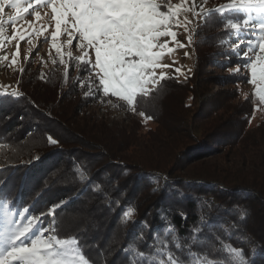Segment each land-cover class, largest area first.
I'll use <instances>...</instances> for the list:
<instances>
[{"label":"trees","instance_id":"16d2710c","mask_svg":"<svg viewBox=\"0 0 264 264\" xmlns=\"http://www.w3.org/2000/svg\"><path fill=\"white\" fill-rule=\"evenodd\" d=\"M228 2L201 0L210 11L194 31L192 73L166 76L135 111L117 100L123 120L88 107L112 96L74 55L41 76L24 62L14 88L22 96L0 95V209L24 222L19 211L45 214L46 234L76 237L89 264H171L169 254L179 264H239L229 247L264 264V121L249 127L257 99L224 87L244 77L230 75L243 33L225 31L233 14L215 11ZM213 85L218 116L207 100L190 103ZM145 119L156 126L145 130ZM53 205L62 206L49 216Z\"/></svg>","mask_w":264,"mask_h":264},{"label":"snow or ice","instance_id":"6c2138e0","mask_svg":"<svg viewBox=\"0 0 264 264\" xmlns=\"http://www.w3.org/2000/svg\"><path fill=\"white\" fill-rule=\"evenodd\" d=\"M25 3L27 7H24ZM41 4H46L51 10L53 30L50 37L45 36L43 25L39 29L32 24L17 28V21L30 9L33 10L32 15L40 20L41 13L34 9ZM161 7L156 0H0V47L5 39L22 41L33 35L45 36L50 39L60 63L66 64L62 47L70 46L75 41L81 52L75 59L87 66L98 80L96 91L104 97H118L135 111L137 97H148L159 82L167 78L164 69L169 65L161 63L162 57L175 48L185 46L176 39L177 32L173 29L183 28L189 34L187 39L191 43L196 24L201 17L206 18L210 11L204 7L197 10L196 0H181L178 6L168 0L167 10H161ZM8 8L13 10L7 16L12 25L10 38L4 36L3 29ZM215 11L233 14L224 24L225 31L243 33L235 49L242 63L230 70V75L239 73L242 66L247 72V82L254 87L259 101L264 103V0H229ZM246 12H254L255 16L244 19ZM188 13L192 19L188 18ZM181 15L183 19H179ZM62 34L66 38L61 44L57 38ZM31 43L29 40L30 46ZM93 54L94 60L91 58ZM18 55L17 48L11 56L12 65L17 64ZM67 56L71 58L72 53L67 52ZM0 58L9 59L6 55ZM158 68L161 70L159 74L156 72ZM175 71L182 75L179 68ZM0 95L20 97L22 93L13 89L10 93L0 92ZM88 95L85 93V96ZM47 141L52 145L58 143L51 135L47 136ZM61 206L53 205L47 215L54 216ZM29 211H19V216L26 219V223L16 220L13 226L0 221V264H70L68 257L73 251L71 246L78 244V239L46 236L48 229L41 223L45 214L30 216L27 215ZM131 215L132 209H129L124 214L125 219ZM229 251L235 254L239 264H248L241 250L229 247ZM80 259L83 264H89L83 255ZM168 260L171 264H179L171 254Z\"/></svg>","mask_w":264,"mask_h":264},{"label":"rangeland","instance_id":"374dc122","mask_svg":"<svg viewBox=\"0 0 264 264\" xmlns=\"http://www.w3.org/2000/svg\"><path fill=\"white\" fill-rule=\"evenodd\" d=\"M156 2H161V0H156ZM168 3V2H167ZM166 3V6H167ZM173 5H179L181 3V0H173L171 1ZM197 6L199 10L201 0H196ZM24 7H27V3L24 4ZM37 12L41 13L40 20H37L32 15V9L29 10L27 14L23 15V18L17 21V28L20 29L21 27L27 26L28 24L34 25L36 28H40L43 25V31L45 33V36L50 37V33L53 30V22L51 21L50 17V8L46 4H41L39 7L34 9ZM162 10V9H161ZM12 9L8 8L6 10L5 14V23L3 25L4 29V36L5 37H12V25L11 22L7 20V16L12 13ZM189 19H192V16L190 13L187 14ZM250 15V14H249ZM246 16L244 19H249L251 17ZM183 15L179 17V19H183ZM226 20V18H224ZM200 21V20H199ZM242 23L243 21L240 20ZM199 25V22L196 24V27ZM196 29V28H195ZM31 30V29H29ZM174 31L177 32V37L182 44H184V47L175 48L173 52L167 53L164 57L161 59V63L165 65H169V67L164 69L166 76H174L177 79H183L190 75L193 70V62H194V49H193V37H194V31L192 32V40L191 43H189L187 37L188 33H185L183 28H174ZM45 36L40 35H33L31 37H26L22 41H17L15 39H5L3 46L0 47V57L8 56V60H4L0 58V91H11L16 87V81L18 79V70L21 68L22 64L26 61H31L33 64H36L38 70L40 71V76L42 75L43 69L46 66H50V64L53 63V60H57L59 57L55 51L54 48L51 47L50 39L45 38ZM66 37L62 34L60 37L57 38L58 43H63V40ZM242 37H239L240 40ZM163 39H169L170 38H163ZM29 40H31V46L29 44ZM241 41H238V44H240ZM171 46V43H170ZM17 48L19 50V55L17 57V64L12 65L11 64V56L12 53L17 51ZM62 51L65 52V55H67V52H71L72 55L75 57L80 55V49L76 47V42L74 41L72 45L68 46L65 45L62 47ZM187 53V55H185ZM254 55V53H253ZM27 57V59H25ZM91 58L94 60V54L91 56ZM232 66L231 68L236 69L238 66ZM179 68L180 72L179 74L175 71V69ZM161 70L158 68L156 69V72L159 74ZM243 73L244 77L241 82L234 83V84H227L224 87L228 88L229 90H232L231 92L235 95H237V99L241 100L244 97H247L250 99L255 98L257 99V103L254 105L253 109L251 110V117L248 121L249 127H254L256 124L260 123L261 121H264V103L259 101V97L255 95V89L252 85H250L247 82L246 76L247 72L246 70L241 66L239 73ZM93 83V87L95 88L98 84V80L95 78V76L90 73ZM151 87V86H149ZM218 88L217 85H213L212 89L211 87L208 88L207 92H203L199 97L195 98L194 100H190V103L193 104V107H203L204 108V100H207L205 103V106H213L215 109V112H212V114H215L218 116V111H216V108L218 109V103L220 102L218 92L214 93ZM224 94H221L220 98H224ZM226 97V96H225ZM239 97V98H238ZM236 98V97H234ZM120 100L118 97H110L106 98L100 101H96L93 105L90 104L88 107L93 108L96 110V112L105 118L111 119V120H123L125 115L126 107H117L116 101ZM234 99H228V101H232ZM125 102V101H124ZM126 103V102H125ZM128 106V105H127ZM145 130L148 128H154L156 126V123L145 119ZM144 130V131H145ZM19 216V215H18ZM19 220L16 217L8 216L7 212L1 208L0 209V221L3 222V224H13L14 221ZM26 223V222H25ZM46 236H52L50 234H46ZM73 251L70 253V256L68 257L70 264H83L82 260L79 257V253L75 249V246H71Z\"/></svg>","mask_w":264,"mask_h":264}]
</instances>
